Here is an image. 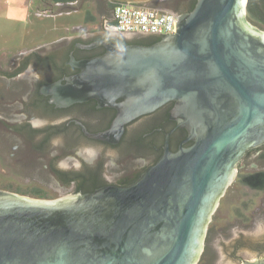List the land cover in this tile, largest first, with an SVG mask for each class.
<instances>
[{
	"label": "water",
	"instance_id": "1",
	"mask_svg": "<svg viewBox=\"0 0 264 264\" xmlns=\"http://www.w3.org/2000/svg\"><path fill=\"white\" fill-rule=\"evenodd\" d=\"M248 1L197 0L177 14L175 33H125L165 35L152 44L80 43L104 51L75 59L79 71L58 85L62 102L116 107L109 132L120 135L128 122L174 101L194 143L174 152L167 141L128 186L55 199L0 193V264L199 263L239 161L264 143V29L248 18ZM218 244L225 264H264V256H240L264 255V219Z\"/></svg>",
	"mask_w": 264,
	"mask_h": 264
},
{
	"label": "flooded vegetation",
	"instance_id": "2",
	"mask_svg": "<svg viewBox=\"0 0 264 264\" xmlns=\"http://www.w3.org/2000/svg\"><path fill=\"white\" fill-rule=\"evenodd\" d=\"M191 4L192 0H178L169 6L171 12L184 15ZM97 9L101 28L91 31L93 35L72 37L80 25L72 35L22 52L0 69L4 84H0V193L50 198L54 195L50 191L85 194L105 186H128L158 161L167 141L174 152L194 143L174 101L128 122L118 135L109 132L119 112L116 107L99 106L95 99L73 103L59 99L58 85L79 71L74 61L83 58L75 56L74 46L109 38L145 44L165 37L112 30L109 0ZM94 49L104 51L102 46ZM83 55L89 57L87 52ZM237 168L234 182L242 177L250 181L251 206H264V143L248 149ZM262 252L258 250L256 258L263 257Z\"/></svg>",
	"mask_w": 264,
	"mask_h": 264
},
{
	"label": "rangeland",
	"instance_id": "3",
	"mask_svg": "<svg viewBox=\"0 0 264 264\" xmlns=\"http://www.w3.org/2000/svg\"><path fill=\"white\" fill-rule=\"evenodd\" d=\"M129 1L141 2L140 0ZM154 1L150 0L149 3L143 2L139 4L150 6L153 5ZM177 1H172V4ZM22 3H25V0H0V59L4 62L3 65H0L1 70H3L2 68L7 62H11L22 52H28L58 40L56 38L62 34H66L67 28L70 25L76 24L84 18V14L79 10H71L54 16L37 15L33 11L30 14L26 8V4L23 6ZM169 5L171 4L164 2L161 4V9L172 11ZM75 30L77 29L74 28ZM77 31L82 32L81 35L89 33V31L85 30L84 32L81 30ZM45 42L48 43L43 44ZM38 44L42 45L34 47ZM11 67L5 66V68L9 69ZM2 83L3 80L0 78V84ZM50 192L54 194L50 196L53 199L68 194L65 191L57 194L52 191ZM250 197L254 198L250 188L242 181L233 182L228 188L227 193L221 200V204L213 215V221L210 222L205 250L200 263L225 264L221 259L218 239L222 243H229L231 240L237 239L238 233L249 232L257 220L264 219V206H251ZM260 203H262L261 200ZM237 206L244 207L242 211H244L248 218L234 211V208ZM240 256L242 260L255 259L256 257L254 253H240Z\"/></svg>",
	"mask_w": 264,
	"mask_h": 264
},
{
	"label": "built area",
	"instance_id": "4",
	"mask_svg": "<svg viewBox=\"0 0 264 264\" xmlns=\"http://www.w3.org/2000/svg\"><path fill=\"white\" fill-rule=\"evenodd\" d=\"M110 2L113 6L114 23L109 25V28L111 27L121 33H128L131 30H137L143 33H152L157 31L162 34H172L176 32L177 14L174 12L116 0H110ZM78 3V1L75 2V4ZM58 6H60V3H57L55 8ZM54 11L56 10L47 8L43 11V13L51 14L54 13ZM61 11L64 10H57L56 12ZM78 30L83 31L82 28Z\"/></svg>",
	"mask_w": 264,
	"mask_h": 264
},
{
	"label": "trees",
	"instance_id": "5",
	"mask_svg": "<svg viewBox=\"0 0 264 264\" xmlns=\"http://www.w3.org/2000/svg\"><path fill=\"white\" fill-rule=\"evenodd\" d=\"M116 1L129 3V2H127V0L126 1L125 0H116ZM75 2H76V0H54L52 2V4H51V5H53L54 8H50V9L54 10L57 3H60V6L57 7V10L76 9L77 4H75ZM166 2L170 3V4L172 3L171 0H167ZM139 3H143V2H139ZM139 3L138 2H132L130 4H135V5H141L142 6V4H139ZM156 3L157 2H153V4H156ZM196 3H197V0H192L191 7L188 9L189 12L194 8ZM109 5L112 6V3L110 2V0H109ZM248 18L255 25H257L260 28L264 29V0H249L248 1ZM84 23H85L84 25L81 24V27H82L83 30L85 29L87 31L99 30L100 27H101V25H100L101 22H100V18H99L98 14H88L84 18ZM92 23H95V25L94 26H89V24H92ZM87 28L88 29H92V30H88ZM107 40H113L114 41L115 39H110L109 38ZM77 41L79 43L80 39H78ZM115 41L121 42L118 39L115 40ZM152 43H154V42L145 43V44H152ZM72 50L74 51L75 56L79 55L78 58H81V57L84 58V56H86V55H83V53H86V52L89 53V55H87L89 57L99 54L98 52L94 53L95 52L94 48H92V49H83L80 46H74ZM241 181L245 185H248L250 183V181L247 178H244V177L241 178ZM243 209H244L243 206H237L236 208H234V211H236V213H240L241 215L244 216L246 214L244 213V211H242ZM242 244L243 243L241 241H238V245L239 246L242 245ZM200 264H203V263L201 262Z\"/></svg>",
	"mask_w": 264,
	"mask_h": 264
},
{
	"label": "crops",
	"instance_id": "6",
	"mask_svg": "<svg viewBox=\"0 0 264 264\" xmlns=\"http://www.w3.org/2000/svg\"><path fill=\"white\" fill-rule=\"evenodd\" d=\"M53 1L52 0H35V1L25 0V3H22V4H23V6H25V4H26V8H27V10H28L29 13L33 11L37 15H42V16H48V15L49 16H54V15H57V14H60V13H63V12L71 11V9L70 10L64 9V11L56 12L57 11V8H55L56 11H54V13L44 14L43 11L45 9H47V8H54L53 5H51ZM76 1H78L79 3L77 4L76 9H72V10H79V11H81L84 14V18H85L88 14H98L99 15V13L96 11V9L99 7L100 2H102L103 0H76ZM140 1L141 2H144V3H149L150 0H140ZM127 2L132 3L134 1L127 0ZM154 2H157V3L156 4H153V5H150V6L149 5H142V6L155 7V8L161 9V4H163V2H166V0H155ZM100 14H102V16H103V13L102 12ZM84 18L80 22H77L76 24L70 25L67 28V33L66 34H62L61 36L57 37L56 39L65 38L68 35H72L73 32H76V30L74 31V28L76 29L81 24H83V25L85 24L84 21H83ZM99 18H100V15H99ZM84 30H83V32H84ZM88 30H92V29H88ZM85 31H87V30H85ZM89 32H91V31H89ZM81 33L80 32H77L76 34L81 35ZM46 43H48V42H45L43 44H46ZM41 45L42 44H38V45H36L34 47H38V46H41ZM34 47H30V48H34Z\"/></svg>",
	"mask_w": 264,
	"mask_h": 264
}]
</instances>
